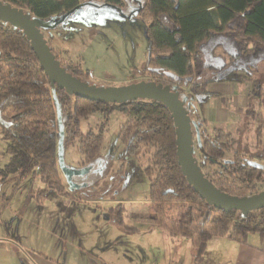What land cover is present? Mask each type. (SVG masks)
Instances as JSON below:
<instances>
[{
  "label": "trees",
  "instance_id": "trees-1",
  "mask_svg": "<svg viewBox=\"0 0 264 264\" xmlns=\"http://www.w3.org/2000/svg\"><path fill=\"white\" fill-rule=\"evenodd\" d=\"M0 1L45 20L59 17L85 2L117 8L123 4L122 0ZM138 5V14L148 22L147 72L156 83L175 88L180 99L185 85L193 96L217 94L210 93L207 87L214 82V73L220 69L214 65L205 66L207 63L202 52L208 41L217 35L232 41L239 58L254 57L258 65L264 64V0H141ZM51 50L59 60L57 52ZM59 62L73 76L82 81L89 80V71L79 61L64 63L60 59ZM153 68L156 71L151 70ZM164 71H171L180 79L173 80ZM247 74L251 73L248 71ZM247 74L244 78L250 81L251 76ZM261 88L260 85L257 87L259 93ZM55 92L63 127L68 128L71 137L77 140L83 162L87 165L101 151L109 114L114 111L125 114L117 141L129 155L137 156L144 149L148 157L145 171L154 173L148 195L153 223L170 237L189 239L194 262L203 260L207 243L213 237H227L245 243L249 235L258 234L264 240V207L247 213L218 209L208 204L188 184L178 163L171 112L164 104L150 99L98 102L68 95L57 87ZM185 108L199 129L200 145L191 126L193 156L204 176L218 190L229 195L242 197L257 193L256 184L264 183V166L249 165L250 158L238 151H234L232 158L224 159L225 152L232 149V134L222 129H214L209 134L206 120L197 113V117H192V111ZM261 109L239 110L260 125L263 123ZM92 113L103 115L102 123L83 130L81 121ZM0 114L10 122L8 127L0 124L2 138L7 141L5 153L8 155L7 162L0 166V200L7 204L10 199V195L2 197L1 185L11 174H16L17 185L26 177L39 179L41 186L30 195L37 203L47 198L49 190L59 196L79 200L68 190L58 167L56 107L47 75L22 30L3 21H0ZM257 130L260 136V128ZM212 166L218 168L211 172L204 170ZM83 186L79 188L85 189ZM173 201L186 202L184 222L166 217L165 207ZM108 210L112 222L125 229L136 230L126 225L124 206H111Z\"/></svg>",
  "mask_w": 264,
  "mask_h": 264
},
{
  "label": "rangeland",
  "instance_id": "rangeland-1",
  "mask_svg": "<svg viewBox=\"0 0 264 264\" xmlns=\"http://www.w3.org/2000/svg\"><path fill=\"white\" fill-rule=\"evenodd\" d=\"M122 2L120 8L103 4L81 5L63 22L51 28L41 29L48 45L57 52L59 61L60 59L64 63L70 60L79 61L82 67L89 71L90 84L120 86L154 79L147 72L148 22L137 12L138 0H122ZM230 50H234L232 41L229 38L217 37L215 40H210L202 52L206 63L220 66L218 63H223L222 57L224 61H228L229 55L232 54ZM247 71L251 74L240 68H234L226 73L223 70L215 72V80L208 84L207 90L217 94L193 96L187 91L188 86L180 83L185 87L181 98L184 105L192 111V117H197L195 115L197 113L201 119L206 120V130L209 134L214 129H222L232 134V149L225 152L224 159L232 158L234 151H238L264 166V64L256 63ZM245 74L251 76L250 81L244 78ZM259 85L262 87L260 93L257 90ZM260 107L263 116V123L260 125L242 111L246 108L258 111ZM125 119L123 112L114 111L109 114L108 123L104 127L103 146L97 158L89 165L83 162L77 140L71 137L68 128H64L65 165L72 169L89 168L86 173L72 178L76 184L85 187L71 191L80 198L79 200H71L72 202L69 203L63 200L65 197H60L55 191L49 190L48 196L51 202L45 204L44 200L37 203L30 195L36 187L41 186L39 179L26 177L17 185L16 174H11L1 185L2 197L10 195L7 204L0 200L2 230L17 236L16 227L22 225L20 231L22 230L23 238L19 239L28 244L29 248L43 251L40 245L41 238L33 244V240L24 237L25 230L29 226L45 227L44 224L47 225L49 217L55 218L53 221L55 223L58 216L57 208L63 212L61 219H65V222L72 226H79L77 229H83V234H87L86 238L89 239L104 236L105 241H111L109 228L114 227L107 224L110 219L108 208L119 204H125L127 208L124 214L127 225L137 228L146 225L141 224L146 223L145 219L149 213V185L154 173L147 174L145 171L148 157L143 152L144 149L137 156L129 155L117 141V133ZM102 121L103 115L92 113L86 120L81 121V127L83 130L89 127L95 128ZM257 128H260V136ZM6 144L7 141L2 138L0 127V166L8 160V155L5 153ZM217 168L212 166L204 170L211 172ZM60 174L64 180L61 172ZM263 189L264 183L256 184V192ZM93 194H98L99 199L94 200V196L89 198ZM55 196L59 197L57 202L54 201ZM97 206V214L92 213L90 216L88 210L92 208L95 210ZM186 208V202L173 201L166 205L164 212L168 219L184 222ZM54 209L52 216L49 211ZM73 211H81L80 215L76 214L78 218L75 221ZM25 215L29 217L27 223L29 226H26ZM93 225L99 232L96 230L97 233L93 234ZM100 230H104L103 235ZM82 241V246H85L84 235ZM58 242V240L51 242L53 244L50 248L45 246L50 254L48 256H56Z\"/></svg>",
  "mask_w": 264,
  "mask_h": 264
},
{
  "label": "crops",
  "instance_id": "crops-1",
  "mask_svg": "<svg viewBox=\"0 0 264 264\" xmlns=\"http://www.w3.org/2000/svg\"><path fill=\"white\" fill-rule=\"evenodd\" d=\"M92 196L95 197L94 200L99 199L98 194H93L89 198ZM58 198L55 196L54 201L57 202ZM63 200L72 202V199L67 197ZM50 202L51 199L47 196L45 204ZM120 206L125 207L126 214L125 204L112 207ZM55 209L49 211L52 216ZM57 210L56 222H53L55 218L49 217L47 225L44 224L43 228L29 226L27 224L29 217L25 215V223L29 227L25 230L24 237L33 240V244L41 238L40 245L43 251L29 248L28 244L20 240L23 238L22 230L20 231L22 225L16 227L19 237L5 233L0 227V264H264V240L258 234L249 235L245 243H238L227 237H213L207 243L203 260L194 262L190 240L180 236H168L153 223V217L149 213L145 219L146 223L141 224L146 225L134 227L136 230L125 229L108 219L107 224L114 228H109L111 241L107 242L104 236L86 238L87 234H83V229L78 230V225L75 227L66 223L65 219L60 218L63 212L58 208ZM96 210L98 206L95 210L93 208L88 210L89 215L92 213L96 215ZM80 212L73 211L74 221L78 218L76 214ZM1 215L2 212L0 221ZM94 225L93 234L99 232ZM103 231L100 230L102 235ZM83 235L86 240L85 246H82ZM56 240L59 241L57 254L50 257L47 249Z\"/></svg>",
  "mask_w": 264,
  "mask_h": 264
},
{
  "label": "water",
  "instance_id": "water-1",
  "mask_svg": "<svg viewBox=\"0 0 264 264\" xmlns=\"http://www.w3.org/2000/svg\"><path fill=\"white\" fill-rule=\"evenodd\" d=\"M95 4L92 2L81 3ZM78 6V7H79ZM73 10L64 13L59 17L50 19H40L32 17L29 12L23 9H18L10 3L0 1V21L10 24L12 27H18L30 41V46L33 49L39 64L47 75L50 85L52 98L56 107V116L58 124V141H57V161L60 172L62 173L65 183L69 191L79 188L81 185L73 181V176L86 173L89 168L72 169L64 163V127L61 118V111L55 88L64 89L68 95H75L81 98L95 100L98 102L122 103L134 99H150L161 102L171 112L173 125L176 134V154L178 163L181 167L183 175L193 190L199 194L202 199L214 205L218 209L240 210L247 213L250 210H255L264 207V190L242 197L229 195L218 190L201 172L200 166L196 163L193 156V139L191 126L195 129L196 141L200 145L199 129L197 124L191 121L188 110L184 106V101L179 98V93L175 88L162 83H156L153 80H140L126 85L120 86H98L90 84L88 81H82L66 71L60 65L44 39L41 29L51 28L59 22H63ZM156 71V68L151 69ZM164 74L173 80H178L180 77L171 71H164ZM186 81V80H185ZM0 124L8 127L10 122L3 119L0 114ZM248 164L257 168L263 165L248 160Z\"/></svg>",
  "mask_w": 264,
  "mask_h": 264
},
{
  "label": "flooded vegetation",
  "instance_id": "flooded-vegetation-1",
  "mask_svg": "<svg viewBox=\"0 0 264 264\" xmlns=\"http://www.w3.org/2000/svg\"><path fill=\"white\" fill-rule=\"evenodd\" d=\"M217 37H220V38H227V37H225V36H222V35H217V36H215V37H213V38H211L210 40H212V39H214L215 40V38H217ZM209 40V41H210ZM208 41V42H209ZM225 42V41H224ZM219 45V44H218ZM206 46V45H205ZM226 47V46H225ZM229 51V50H228ZM230 53H232V54H230L229 55V59H228V61L227 60H225L224 61V63H218L220 66H216L215 64H213L214 66H216L218 69H220V70H223V72L224 73H226V72H228V71H230V70H232V69H234V68H240V69H244L246 72H248L247 71V69L249 68V67H253V66H255V64L257 63V58H254V57H248V58H239L238 57V55H237V53H236V51L235 50H230ZM209 63V62H208ZM205 64V66L206 65H212V64ZM187 81V80H186ZM186 81H184V82H186ZM163 84V83H162ZM166 85V84H165ZM167 85H169V84H167ZM170 86V85H169ZM8 121V120H7Z\"/></svg>",
  "mask_w": 264,
  "mask_h": 264
}]
</instances>
